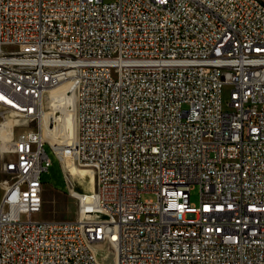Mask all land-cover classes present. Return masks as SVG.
Wrapping results in <instances>:
<instances>
[{"label":"built area","instance_id":"obj_1","mask_svg":"<svg viewBox=\"0 0 264 264\" xmlns=\"http://www.w3.org/2000/svg\"><path fill=\"white\" fill-rule=\"evenodd\" d=\"M64 82L77 132L48 143L70 192L66 159L95 187L44 220L41 122ZM8 119L0 264H264L263 0H0Z\"/></svg>","mask_w":264,"mask_h":264},{"label":"rangeland","instance_id":"obj_2","mask_svg":"<svg viewBox=\"0 0 264 264\" xmlns=\"http://www.w3.org/2000/svg\"><path fill=\"white\" fill-rule=\"evenodd\" d=\"M114 1V0H107ZM264 1V0H263ZM63 86V87H62ZM57 92L62 91L65 88V97L68 101V107L63 109V119L61 121V133L63 135L69 134L70 129V119L72 117V110L74 109L72 103V96L70 91L68 90V82L62 83L61 86L53 87ZM70 93V94H68ZM231 96V86L224 85L223 88V100L229 101ZM45 104V110H49V104ZM75 110V109H74ZM53 125V123H51ZM74 125H75V114H74ZM33 127L37 128V122L33 123ZM45 139V138H44ZM47 142L45 143V149L48 153L49 157L52 160L51 165L48 170H45L42 174L44 185V204L42 212L37 216L40 219L44 220H74L78 216V207L79 202L78 199L72 195L68 188V182L66 180L64 170L62 167V162L54 151L52 146L48 143H51L50 140L45 139ZM69 141H65L62 139L61 143L59 142L58 151L62 152L63 146L67 144ZM53 145V143H51ZM54 146V145H53ZM79 166V165H78ZM80 168H88L86 166H79ZM4 177V173L0 170V180ZM70 177V174H69ZM71 179V178H70ZM73 182H75L76 191L78 190H88L87 184L88 182L85 180L80 181L78 177H76ZM2 189L0 187V199L2 196ZM199 194L200 188L199 185H194L191 190V202L198 204L199 203ZM142 199H157V195L153 192H143Z\"/></svg>","mask_w":264,"mask_h":264},{"label":"bare ground","instance_id":"obj_3","mask_svg":"<svg viewBox=\"0 0 264 264\" xmlns=\"http://www.w3.org/2000/svg\"><path fill=\"white\" fill-rule=\"evenodd\" d=\"M60 84L59 86H61ZM63 87V86H62ZM68 90L71 93L72 96V103H73V109L72 110V117L70 119V129L69 134L63 135L61 133V121L63 119V109L68 107V101L65 97V88L62 89V91L57 92L55 88H50L46 95H45V103L49 104L48 108L49 110H45L41 122V133L43 139L50 140L51 143H53L54 147L58 149L59 142L61 143L62 139L65 141H70L72 138L75 137L77 132V123H76V98L74 96V93L71 91V85L68 83ZM68 93V94H70ZM74 114H75V125H74ZM53 123V125H51ZM13 125V120L8 119L7 122H4L0 125V139H9L10 134L6 135L5 130L8 127L11 128ZM44 139V140H45ZM1 143V141H0ZM65 167H68L70 169V178L71 181L78 177L80 181L85 180L88 182L87 188L88 190H93L94 185V175L93 172L90 170V168H80L78 165L74 164L71 160H64ZM75 184V182H73ZM75 185H71V193L72 195L76 196L77 193L80 191H76Z\"/></svg>","mask_w":264,"mask_h":264},{"label":"water","instance_id":"obj_4","mask_svg":"<svg viewBox=\"0 0 264 264\" xmlns=\"http://www.w3.org/2000/svg\"><path fill=\"white\" fill-rule=\"evenodd\" d=\"M109 264H113V262H110Z\"/></svg>","mask_w":264,"mask_h":264}]
</instances>
